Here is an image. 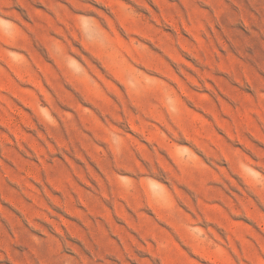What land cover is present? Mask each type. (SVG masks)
Returning <instances> with one entry per match:
<instances>
[{
  "label": "rangeland",
  "instance_id": "374dc122",
  "mask_svg": "<svg viewBox=\"0 0 264 264\" xmlns=\"http://www.w3.org/2000/svg\"><path fill=\"white\" fill-rule=\"evenodd\" d=\"M0 264H264V0H0Z\"/></svg>",
  "mask_w": 264,
  "mask_h": 264
}]
</instances>
